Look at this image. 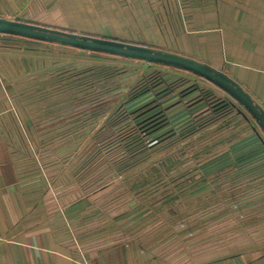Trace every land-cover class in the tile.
Here are the masks:
<instances>
[{
	"label": "rangeland",
	"instance_id": "obj_1",
	"mask_svg": "<svg viewBox=\"0 0 264 264\" xmlns=\"http://www.w3.org/2000/svg\"><path fill=\"white\" fill-rule=\"evenodd\" d=\"M165 2L156 4L158 9L181 10L180 0ZM122 6L117 0L98 5L92 19L81 13L52 14L63 30L157 48L148 35L165 31L170 18L155 17L152 26L141 3ZM124 7L139 9L136 24L119 20ZM38 48L35 53L60 61L31 79L28 88L27 81L15 82L14 88H21L7 99L5 123L16 131L21 171L46 188L47 203L78 207L69 213L76 217L69 227L77 241L107 246L138 241L167 254L174 264L264 246L259 243L264 236V136L253 118L216 110L209 99L204 114L178 126L183 120L177 122L172 109L179 105L173 100L169 111L165 104L168 94H186L190 86L184 80L159 76L140 60L113 64L104 55H78L84 60L65 61L74 57L70 48ZM151 88L154 100L136 106L151 94L136 97ZM200 101L208 103L207 98ZM158 106L151 118L144 116ZM213 125L221 126L204 132ZM221 175H239V188L252 189L251 209H238L237 198L220 192L226 186L215 183ZM250 237L259 241L249 242Z\"/></svg>",
	"mask_w": 264,
	"mask_h": 264
},
{
	"label": "crops",
	"instance_id": "obj_2",
	"mask_svg": "<svg viewBox=\"0 0 264 264\" xmlns=\"http://www.w3.org/2000/svg\"><path fill=\"white\" fill-rule=\"evenodd\" d=\"M110 1L0 0V17L65 29L58 16L52 14L54 11L81 13L92 19L98 14L95 7ZM165 1L117 0L121 7L141 3L145 11L142 12V7L140 11L143 15L149 14L147 18L152 19V26L155 17L161 21L169 17L166 30L149 34V42L158 43L157 49L193 58L223 71L264 108V0H180L181 10L173 12L166 6L158 9L156 4L164 5ZM177 2L179 0H174V4ZM131 8H119L121 22L133 20L136 24L139 9ZM101 15H105L104 10ZM121 34L127 35L126 32ZM21 48L15 47L8 38L0 37V264H174L167 254L151 251L138 241L110 246L77 241L69 227L76 217L69 213L76 212L78 207L62 209L47 203L46 188L39 187L38 179L21 171L16 131L5 123L9 116L7 99L21 88H14L15 82L27 81L28 88L31 79L60 61L50 57L51 54H34ZM213 126L204 132L221 125ZM238 177L221 175L215 183L226 185L220 192L237 198L234 203L238 204L237 208L248 211L253 207L248 198L252 189L239 188L237 181L241 178ZM244 182L248 185L249 178ZM250 238L249 242L260 240L264 245V236L259 240ZM197 264H264V246L218 252Z\"/></svg>",
	"mask_w": 264,
	"mask_h": 264
},
{
	"label": "water",
	"instance_id": "obj_3",
	"mask_svg": "<svg viewBox=\"0 0 264 264\" xmlns=\"http://www.w3.org/2000/svg\"><path fill=\"white\" fill-rule=\"evenodd\" d=\"M0 36L21 37L44 43L59 44L66 47L109 54L127 59L145 61L165 67L190 72L212 83L253 118L264 136V108L235 80L208 64L193 58L157 48L121 41L114 38H101L56 29L22 20H9L0 17ZM237 104L235 106L237 107ZM238 108V107H237Z\"/></svg>",
	"mask_w": 264,
	"mask_h": 264
},
{
	"label": "trees",
	"instance_id": "obj_4",
	"mask_svg": "<svg viewBox=\"0 0 264 264\" xmlns=\"http://www.w3.org/2000/svg\"><path fill=\"white\" fill-rule=\"evenodd\" d=\"M52 28H56V27H52ZM56 29H61V28H56ZM71 32H74V31H71ZM84 35H89V34H84ZM90 36H93V35H90ZM0 37L4 38V39L8 38L9 41L13 42V45L15 47H19L20 43L24 42L25 43L24 47H23L24 50H27L30 53H34V54H38V53H35V52H39L38 51L39 50L38 47H42V46L43 47L44 46L52 47L54 45L55 46H62V45H59V44L44 43V42H39V41H35V40L25 39V38H21V37H12V36H0ZM96 37H100V36H96ZM101 38H110V37H101ZM135 44H137V43H135ZM141 45H145V44H141ZM145 46H147V45H145ZM63 47L73 49V51L77 52V53H72V54H74V57L72 59L71 58L64 59L65 61L82 60L83 57H81V58L77 57L78 55H80V56H89L90 55L91 57H94V58H96L97 56H103L104 55V56H107L106 57L107 60L109 62H112L113 64L114 63H118V62H120V63L121 62L122 63H125V62L129 63V62L137 61V60L127 59V58H124V57H118V56H113V55H109V54L96 53V52H91V51H84V50L75 49V48L66 47V46H63ZM43 50L44 49H42V51ZM46 52H50V51L46 50ZM47 54H50V53H47ZM50 57H52L53 59L56 58V56H54V55H52ZM120 58L123 59V60H121ZM55 60H58V59H55ZM96 61L97 60H92V62H96ZM143 62H145V61H143ZM144 64H143V66H146L148 69L151 67L149 69L151 72H156V73L158 72V74H160L159 76H161V74H162V76L165 75L167 78H169V80L170 79L171 80L172 79H174V80L177 79L178 82L180 81L179 83H183L185 81L188 84V86H190V87H188L185 90V93L187 94V96H186V94H184L183 97H178V96H173L172 95V94H176V93H171V95L168 94L167 99H166L167 100L166 101L167 103L165 104L166 110L167 109L168 110L171 109L170 107H172V106H170L169 104H171V102L173 100H175L174 104H176V105H174V104H172V105H174V106L179 105L175 109H172V110H174V114L176 115V118L179 117V120H177V122L183 120V121H181V123H179L178 126H184L186 124L191 123V120L196 118L198 115L204 114L206 112L205 107H207V110H208V108L211 107V104L213 102H215V103H213L214 104L213 106H216V108H217L216 110H220L222 108L221 110H223V112H228L230 114L233 113V112L241 114L243 116V119L244 120L247 119L246 121H248V118H246L245 115H243L242 113H240V111L237 110V107L235 106V104H237V103L231 97H229L221 89H219L218 87H216L212 83L206 81L205 79H202V78H200V77H198V76H196V75H194V74H192L190 72H186V71H183V70H178V69H175V68L165 67V66L158 65V64H151V63H148V62H145ZM146 64H148V65H146ZM191 87H193V89H194L192 93L188 91L189 88H191ZM151 90H152V88L151 89H147L144 93L139 94L136 97V99L142 97L146 93H150ZM173 91L179 92L178 90H173ZM190 93H191V95H189ZM150 94H151L150 96L138 100L139 102H138V105H136V106L140 107V106H145V105L151 103L154 100V98L156 97V94L155 93H150ZM205 98H207V101L209 99H211L212 103H209L210 101H208V103L206 101L201 103L200 100H203V99L205 100ZM146 100H148V101H146ZM195 104H198V105L194 108ZM191 107L194 108L193 112L190 111ZM159 109H160L159 106L155 107V108L151 109V111L147 112L146 115H144V116H148V118H151L152 117L151 113L156 111V110H159ZM195 113H196V116L194 115ZM149 115H150V117H149ZM247 117H248V115H247ZM249 122H250V119H249Z\"/></svg>",
	"mask_w": 264,
	"mask_h": 264
}]
</instances>
